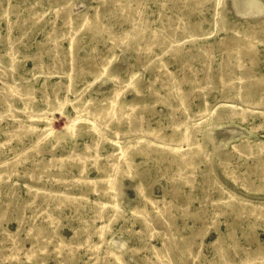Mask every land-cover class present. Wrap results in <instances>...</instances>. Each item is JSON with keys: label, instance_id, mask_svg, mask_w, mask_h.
Segmentation results:
<instances>
[{"label": "rangeland", "instance_id": "obj_1", "mask_svg": "<svg viewBox=\"0 0 264 264\" xmlns=\"http://www.w3.org/2000/svg\"><path fill=\"white\" fill-rule=\"evenodd\" d=\"M214 12L210 2L190 0H0V264H264L249 253L264 247V23L232 0H223L217 21ZM66 16L81 24L73 54ZM167 29L178 38L169 45ZM245 40L250 51L240 53ZM106 61L122 81L134 74L139 91L124 87L120 119L79 172L63 157L81 153L95 134L84 123L63 133L74 107L68 102L62 115L49 106L107 96L112 80L91 71ZM69 77L77 93L65 91ZM5 78L31 90L29 107L8 95ZM28 115L51 120L41 152L35 141L44 122L28 131ZM185 125L193 143H180L177 155L178 144L148 133L178 136ZM137 139L145 147L118 175L113 208L100 192L105 181H86L110 168L114 140ZM49 149L58 159L40 170ZM11 164L16 172H4ZM163 238L164 261L154 250Z\"/></svg>", "mask_w": 264, "mask_h": 264}, {"label": "bare ground", "instance_id": "obj_2", "mask_svg": "<svg viewBox=\"0 0 264 264\" xmlns=\"http://www.w3.org/2000/svg\"><path fill=\"white\" fill-rule=\"evenodd\" d=\"M192 3L194 4H201L203 2H210L212 7L215 9V12L213 14V18L214 21H217V17L219 15V13L221 12V9L223 7V0H190ZM233 1V5L237 8V11L242 14L245 17H258L260 19H262L261 23H264V0H241L240 2L236 1V0H232ZM129 12V11H128ZM96 15L99 14V12L96 10ZM130 13V12H129ZM135 16H138L141 13L140 9L135 10ZM138 14V15H137ZM131 15V14H129ZM66 20L70 21L71 23V28L69 29V51L71 54H73L75 52V49L77 47V35L79 33V30L81 28V24H73L71 22V20H69V17L66 16L65 17ZM173 23V21H170V25ZM135 25V23H134ZM191 28V34L194 35H198L197 30L198 27L195 24L190 25ZM143 31V29L141 30V32ZM211 34V33H208ZM164 40H165V44L168 43L172 44L174 42H176L178 40L177 35L175 34V32L173 30H169L167 29L166 32L164 33ZM246 41V40H245ZM240 53H246L248 51H250V45L249 42L246 41L244 42L242 45H240L239 47H237ZM14 53L10 52V58H9V64H15V59H14ZM161 67H164V64L161 65ZM91 71H95L97 72L98 76H102V75H107L113 82L114 86L111 90H109L108 92H102L101 94H106L108 93L107 96H103V98L101 100H99L98 102L93 99V98H87V99H81V97L78 96V100L76 102L70 101L67 97L63 98V99H57L55 100L54 104H52L51 106H49V109L51 111V113H53L54 111H57L59 113H61L62 115H64V109L66 107V104L68 102L71 103V105L74 107L75 109V113H76V117H69V114L66 113L68 115V124H66L67 126L64 127V132L63 133H69L70 132V128H71V132L69 134L71 135H75L77 133V130L79 128V126L81 125V123H84L85 127L88 130H92L93 133L95 134V136H92V141L90 143H85L83 150L81 151V153H76L73 150H70L68 152L69 155H67L66 157L63 158H71L72 159V164H76L79 166V172H82L83 166L85 164V160L86 157H88L89 155H97V150L91 151V148L96 149L97 144L99 143V141L101 139L106 138L107 132H109L111 128H108V124L112 121V120H116L118 122V120L120 119V115H121V106H120V96L123 93V89L125 86H129L131 85L132 90H134L135 92H138L139 89L137 87V83L134 77V74H132L127 80L122 81L120 78H118V76L111 72L110 70V66H109V62H101V64L99 66H96V68H93ZM0 74H4V70L0 69ZM49 74H52V72H50ZM261 81H264V76L260 77ZM3 84H5V89L8 92V95L13 97L15 95H20L22 96V100L24 101L25 105L24 108H27L30 106L31 103V90L27 87H23L20 85L16 84V81L14 79H7L5 78L3 80ZM72 80L69 77V81L65 87V91L68 92H73V93H77L76 89L72 86ZM252 86V83H247V87ZM129 89V90H130ZM10 98H8L9 100ZM8 106H9V102ZM73 109V110H74ZM74 112V111H73ZM202 112H198L196 113V116L201 115ZM61 115V116H62ZM74 115V114H73ZM29 117V124L26 125V127L32 126L35 122L39 121V120H43L44 125H45V133L42 136V134H39L36 131V141H35V150L37 152H41L43 151V146L45 145V142H47V138L49 135H53L54 130L51 128V120L49 117H43V116H35V115H28ZM64 117V116H63ZM20 124L22 125V122H20ZM19 125V124H17ZM25 125H23L24 127ZM193 127V126H192ZM185 125V127L181 130L180 135L178 136H174V130H172L171 133H165L162 131H153V129L148 130V133H153L154 137L156 139H158L159 141H173L176 144H178L173 150L176 152V155L179 154V145L182 142H186L188 144V146L191 145V143H193V128ZM25 129V128H23ZM28 129V128H27ZM55 129V128H54ZM28 131H34L35 130L32 127H29ZM62 132V131H61ZM116 134V133H115ZM59 135V134H57ZM57 138V137H56ZM58 139V138H57ZM112 146H116L117 148L115 150H113V160L110 164V168L107 169V171L109 173H106V169L102 168V167H98L99 171L102 173V175L100 176V178H96V177H92L87 179L86 182L88 183H97L99 180H103L105 181V186L102 187V190H100V192L102 194H108L110 195V198L107 202V204L111 205L113 208H117L118 206V198H119V194L118 191L120 190V186H121V182L118 179V175L123 172L124 169H130L133 166L132 163V158L134 157V155L136 153H138L139 151H141L143 149V147H145L144 142L142 139H137V140H127L125 141V143L122 145L120 144V142L118 140H114L111 143ZM52 147V146H50ZM54 148V146H53ZM51 153V158L44 162L42 161V163H38L36 165V167L40 170L47 168L48 167V162H52L54 163V160L58 159V156H56V154L54 155V149H49L48 150ZM202 150L200 151H194V155H199L201 154ZM74 153V154H73ZM192 161V158L189 161L184 162V166L187 165L188 163H190ZM36 162V160L34 161ZM37 162H41V161H37ZM16 164H11L8 165V167L6 169H4V172H7L8 174H12L16 172L15 166ZM61 166V165H59ZM182 166V167H184ZM130 176H132V174L130 173ZM62 181V180H61ZM60 181V182H61ZM137 191L144 195L145 194V190L143 189V185L142 183H138L137 186ZM261 215V212L258 214ZM107 227V224L103 223L99 226L98 231H99V236L101 237L100 239H103V235H104V231ZM170 248V241L168 239L163 238V242L161 244V246H154V250L156 251L157 254H159V256L161 257V259H163V261L165 259L168 258V252ZM249 253L251 256L254 257H259V258H264V247L261 246L260 244H258L254 249L249 250ZM223 255V256H222ZM249 255V256H250ZM221 257H223L224 259V254H221ZM248 257V256H247ZM118 260L119 257H117ZM223 262L225 263V260H223ZM164 263V262H163ZM59 264V263H57ZM260 264V263H258Z\"/></svg>", "mask_w": 264, "mask_h": 264}]
</instances>
